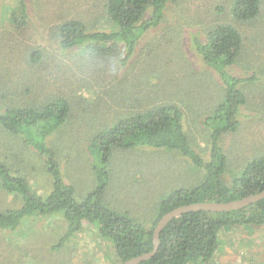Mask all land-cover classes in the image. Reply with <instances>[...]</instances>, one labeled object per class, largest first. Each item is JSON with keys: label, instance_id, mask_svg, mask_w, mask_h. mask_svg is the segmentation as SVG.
Listing matches in <instances>:
<instances>
[{"label": "trees", "instance_id": "trees-1", "mask_svg": "<svg viewBox=\"0 0 264 264\" xmlns=\"http://www.w3.org/2000/svg\"><path fill=\"white\" fill-rule=\"evenodd\" d=\"M16 1L17 6L12 9L11 23L15 28H27L31 23L29 4L27 0ZM177 1L107 0L105 8L117 30L92 31L91 26L76 15L62 19L54 28L55 36L63 51L82 47L92 51L91 55L110 58L122 49L125 51L122 60L125 64L134 55L144 35L162 23L168 5ZM263 6L264 0H230L229 10L219 12L228 11L232 20L210 23L204 28L205 40L195 37L197 54L207 66L202 73L209 76L214 87L220 91L210 110L203 109L206 117L197 121L205 126L204 130L210 143V158L207 162L197 152L194 138L183 123L184 109L176 103L175 98L172 102H161L147 110L133 107L136 111L134 110L132 115L116 116L112 122V114L121 109L119 106L127 99L122 91L120 94L123 98L116 93L112 96L109 89V93L105 92V98L98 100L100 103L95 106H100L104 111L89 109V113L95 112L92 125L99 123L102 127L84 140L89 141V144L82 148L84 158L87 152L93 159L94 176L98 184L94 192L79 200L74 185L66 181V177L72 178L73 175H65L61 158L57 157L56 150L49 143L51 137L57 138L65 130L70 134L68 123L76 115L72 101L65 95H59L43 99L41 102L39 100L25 104H7L2 98V95L6 97L7 94L0 95V129L9 134V139L12 140L10 145H17V148L11 146L16 148L12 155L0 158V192L14 198L10 207L0 209V232L16 231L30 218L60 215L68 224L66 239L75 235L84 220H87L96 226L103 239L112 243L113 256L117 263L124 264L154 248V228L167 212L192 203L228 202L263 191L264 153L253 156L249 154L242 162L240 160L241 166L232 169L229 159L231 157L223 146L225 136L239 134L244 122L252 123L249 115L248 121L242 119L243 115H247L245 110L248 107L256 109L259 113L254 114L255 122H264V96L258 94L259 89L264 87V79L256 73L242 76L235 72V66H239L245 59L250 48L241 30L234 23L258 19ZM0 47L1 53L11 59L12 49L7 47L5 39H0ZM40 55V52L34 51L30 56V66L42 65ZM246 62L250 63L249 60ZM187 67L192 75L200 74L191 66ZM140 68L152 75V79L158 73L146 64ZM5 82L7 84L4 89H8L10 83L6 80ZM42 82L43 76H38L36 83L30 81L27 92L36 94L34 89L43 85ZM73 86L71 84L68 88V93ZM174 90L176 97L180 87ZM143 92L140 90L131 98L133 105H142L145 97L139 95ZM107 96L109 98L106 99ZM115 102L118 108L114 105ZM103 117L109 125H105V121L100 123ZM63 126L62 131L55 135ZM234 141L238 142L236 138L233 139L228 153ZM255 144L250 142L248 146L253 147ZM136 147L174 150L205 172L195 186L179 188L162 195L158 203L157 218L149 229L139 219L111 206L103 195L109 179L112 151ZM259 150L260 147H255L253 154ZM37 154L43 157L50 175V189L42 194L33 187L36 175L28 169L27 164V159L36 160L34 155ZM64 159L70 162L72 156L66 155ZM73 162L77 163V155ZM227 173L230 178H225ZM244 226L264 228V198L237 210H198L174 217L160 233L157 253L138 264H208L219 250L220 232L223 229ZM63 244L64 242H61L56 249L61 248ZM28 259L31 264L39 263L35 251Z\"/></svg>", "mask_w": 264, "mask_h": 264}, {"label": "rangeland", "instance_id": "rangeland-1", "mask_svg": "<svg viewBox=\"0 0 264 264\" xmlns=\"http://www.w3.org/2000/svg\"><path fill=\"white\" fill-rule=\"evenodd\" d=\"M106 1L27 0L31 23L27 28H15L11 23V14L17 1L0 0V39H5L7 47L12 49L11 59L0 49V95L7 94L6 97L2 95L7 104L41 102L59 95H65L72 101L76 110L74 117L78 119L73 117L68 123L70 134L66 130L60 133L65 123L55 133H60L59 136L51 137L49 143L56 150L57 157L61 158L65 175H73L72 178L66 177V181L74 185L79 200L94 192L98 184L93 159L87 152L84 158L82 148L89 144L84 140L102 127L99 123L92 125L95 112L89 113V109L104 111L95 106L100 103L98 100L105 98L109 89L112 96L116 93L123 98L122 91L127 99L119 106V111L115 109L117 112L111 113L112 122L116 116L132 115L134 108L147 110L161 102H172L175 98L184 109L183 123L194 138L196 150L207 162L210 143L205 126L197 121L206 117L204 110H210L220 91L214 87L211 78L202 73L207 66L197 54L195 37L205 40L204 28L210 23L232 20L228 11L219 12L229 10L230 0H178L168 5L162 23L144 35L134 55L125 64L122 61L125 51L122 49L110 58L91 55L92 51L82 47L61 50L54 28L66 17L80 16L92 31L112 32L118 29L109 19ZM234 23L250 48L245 59L235 66V72L242 76L256 73L264 79V6L258 19ZM35 50L42 57L40 67L30 66V56ZM144 64L158 71L153 79L146 70H141ZM187 66L200 74L192 75ZM38 76H43V85L34 89L36 94L28 93L30 81L36 83ZM5 80L10 83L8 89H4ZM71 84L74 86L68 93ZM177 87H180V92L175 97L173 93ZM140 90L144 92L139 96H144L145 100L142 105L135 106L131 98ZM259 93L264 96V87L259 89ZM102 105L105 106L103 102ZM114 105L117 107L116 102ZM245 113L243 121H248L249 115L252 123L244 122L245 126L239 134L225 136L223 142L225 152L231 157L232 169L241 166L240 160L242 162L247 155L264 153V122L254 121V114L259 113L252 107H248ZM104 121L105 125H109L104 117L100 119V123ZM234 138L238 142L234 141L228 153ZM11 142L9 134L0 129V158L13 154L17 145H10ZM250 142L256 144L249 147ZM255 147H260V150L253 154ZM66 155L72 156L70 162L64 159ZM75 155L77 163L73 162ZM34 156L36 160L27 159L28 169L36 175L33 187L42 194L50 189V175L43 157ZM109 165V179L103 193L105 200L139 219L148 229L157 218L162 195L195 186L205 173L186 157L168 148L115 149ZM225 178H230V174L227 173ZM13 199L0 192V209L10 207ZM67 231L68 224L64 218L50 215L27 219L16 231L0 232V264H31L28 258L33 251L38 257V264H118L113 256L112 243L103 239L96 226L89 221L84 220L81 229L65 239ZM220 240L219 250L208 264H264V228L244 226L223 229ZM61 242H64L63 246L56 249Z\"/></svg>", "mask_w": 264, "mask_h": 264}, {"label": "water", "instance_id": "water-1", "mask_svg": "<svg viewBox=\"0 0 264 264\" xmlns=\"http://www.w3.org/2000/svg\"><path fill=\"white\" fill-rule=\"evenodd\" d=\"M264 198V190L258 192L256 194H252L249 196H245L238 200L228 201V202H215L209 201L204 203H192L189 205L180 206L175 208L169 212H167L157 223L156 227L154 228V248L146 252L142 255L133 257L128 261L124 262V264H138L142 261H145L152 256H154L159 248L160 244V233L163 228L167 225V223L173 219L174 217L190 211H198V210H213V211H230V210H237L241 209L245 206H248L260 199Z\"/></svg>", "mask_w": 264, "mask_h": 264}]
</instances>
